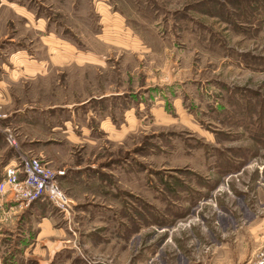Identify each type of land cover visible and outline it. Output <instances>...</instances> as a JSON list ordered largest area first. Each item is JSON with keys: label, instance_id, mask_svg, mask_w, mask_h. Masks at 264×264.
Returning a JSON list of instances; mask_svg holds the SVG:
<instances>
[{"label": "rangeland", "instance_id": "1", "mask_svg": "<svg viewBox=\"0 0 264 264\" xmlns=\"http://www.w3.org/2000/svg\"><path fill=\"white\" fill-rule=\"evenodd\" d=\"M42 22L93 64L75 70L74 105L50 101L43 128L11 121L0 140L18 155L39 144L69 203L0 207V264L255 260L264 0H0V55Z\"/></svg>", "mask_w": 264, "mask_h": 264}, {"label": "crops", "instance_id": "2", "mask_svg": "<svg viewBox=\"0 0 264 264\" xmlns=\"http://www.w3.org/2000/svg\"><path fill=\"white\" fill-rule=\"evenodd\" d=\"M30 23L28 27L32 28L35 24ZM40 25L44 28H37V31L33 32L36 42L34 43L32 35L29 37L32 46L28 44L17 49L10 47L7 55H0V132L9 126L11 121L16 122L18 129L30 128L32 131H29L32 133L43 128L44 112L50 113L53 108L58 107V102L50 101L66 98L74 105L75 70L85 73L88 66L93 64L84 62L77 65L75 47L65 42L54 43L55 38L45 34L49 29L47 23L42 22ZM38 32L41 34L40 37L37 36ZM30 50L33 52L30 53ZM63 76L66 80L59 82ZM44 100L48 102H46L48 106L43 105ZM20 123L23 125L20 126ZM0 135L3 137L1 133ZM33 142L42 141H35L33 138L30 144ZM39 146L37 144L34 151L25 149L27 146L23 145L22 150L33 153V156L36 155L44 163L49 164L50 161ZM17 162L16 151L9 149L5 141L1 143L0 140V181L4 178L6 169ZM14 204L10 196H0V207L4 206L12 211L15 209Z\"/></svg>", "mask_w": 264, "mask_h": 264}, {"label": "built area", "instance_id": "3", "mask_svg": "<svg viewBox=\"0 0 264 264\" xmlns=\"http://www.w3.org/2000/svg\"><path fill=\"white\" fill-rule=\"evenodd\" d=\"M10 144L18 147L15 138ZM55 173L41 158L31 154H19L16 165L9 166L0 181V196H10L14 202L33 203L48 199L65 208L69 200L60 190ZM249 264H264V247L259 256Z\"/></svg>", "mask_w": 264, "mask_h": 264}]
</instances>
